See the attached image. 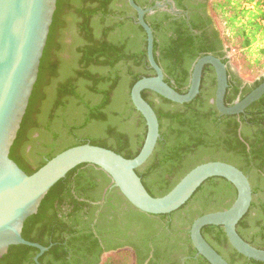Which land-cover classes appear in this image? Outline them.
<instances>
[{
	"label": "trees",
	"instance_id": "obj_1",
	"mask_svg": "<svg viewBox=\"0 0 264 264\" xmlns=\"http://www.w3.org/2000/svg\"><path fill=\"white\" fill-rule=\"evenodd\" d=\"M134 2L142 8L148 4V0ZM261 3V0H213L211 3L212 10L229 29L232 36L229 42L247 53L254 41L264 36V27L259 23ZM130 12L127 0H56L37 79L9 152V158L26 175L34 173L56 154L85 143L109 149L126 159L138 154L146 126L131 104L130 89L136 81L154 73L146 59L145 33L135 24ZM145 21L153 32V54L163 70L164 81L176 92L185 93L193 54L179 40L162 34L160 23L151 22L147 17ZM68 33L72 37L70 44L64 41ZM220 44L219 49H225L222 38ZM256 54L253 66L261 70L264 68V47L259 48ZM219 55L225 56L224 61L229 64L227 49ZM205 72L206 67L203 69ZM259 79L252 83L258 85ZM204 85L202 80L200 94L182 105L150 91L141 93L156 113L161 135L148 163L141 171L136 170L151 196L165 195L190 169L208 161L232 164L247 173L250 179L255 175L259 183L264 184V136L256 140L262 144L260 150L255 152V143L251 145L252 158L248 159L237 144L238 140L233 138L236 135L233 117H222L223 124L219 125L218 113L209 103L213 98L214 79L210 78V83ZM234 94L225 95V105L232 101ZM263 102L264 99L260 101ZM79 119L82 122L78 123ZM68 120L75 123L70 126ZM258 121L257 117L249 119L252 125ZM86 128L95 131V136L76 135L77 131ZM139 128L141 131L137 130ZM49 138L52 149L37 159L40 149L45 146V139ZM58 140L60 146L55 143ZM109 183V177L101 170L83 164L69 171L49 189L37 213L24 221L21 232L22 238L27 241L44 247L51 245L38 259L39 264H67L75 261L73 256L90 251L82 236L92 238V235H84L77 228L82 222L77 212L86 206L92 214L97 206L91 202L98 201L105 189L107 194L117 191L116 188L108 189ZM208 184H213V187L205 189ZM261 191L264 193L258 183L256 186L252 184L253 198ZM219 192L225 194L220 197L221 201L227 196L226 203L195 213L191 211L194 202H207L208 206L218 199ZM235 196L236 190L229 182L211 178L183 206L170 214L161 215V219L171 218L170 223H164L170 233L175 228L172 225L177 223V214L183 213L178 216L181 220L189 215L188 226H181L180 233L188 246V255H193L195 250L191 249L189 239L192 221L203 214L227 209ZM75 197L86 202H79ZM66 204L71 210L63 215L61 207ZM106 206L110 207V204L106 203ZM59 213L62 217L58 216ZM164 224L161 221L162 228ZM236 231L244 241L264 250V203L257 206L253 200L248 212L237 223ZM201 234L230 264H264L247 259L231 249L222 227L206 226ZM66 235L70 236L68 240H65ZM165 238L169 239V235ZM170 252L167 249L161 254L166 257ZM37 253L34 248L12 245L0 258V264H36L33 258ZM69 253L70 260L67 259ZM98 260L96 258L95 263ZM142 261L139 260V264ZM102 264H132V255L112 254ZM197 264L208 263L199 256Z\"/></svg>",
	"mask_w": 264,
	"mask_h": 264
},
{
	"label": "water",
	"instance_id": "obj_2",
	"mask_svg": "<svg viewBox=\"0 0 264 264\" xmlns=\"http://www.w3.org/2000/svg\"><path fill=\"white\" fill-rule=\"evenodd\" d=\"M127 5L135 13V24L146 36V59L154 75L136 81L130 89V101L142 116L146 134L138 154L126 159L115 152L85 143L70 147L52 157L31 175H26L9 158L28 101L36 82L40 59L46 44L56 0H0V258L12 245L38 250L33 261L48 250L40 244L22 238L24 221L37 213L41 200L49 189L79 165H91L109 177L112 187L135 210L152 216L167 215L183 206L195 191L208 179L222 178L236 190L232 204L225 210L209 212L195 218L189 227V239L196 256L208 264H229L202 236L206 226H219L228 244L241 256L264 263V250L244 241L236 225L248 212L252 190L248 178L232 164L208 161L190 169L165 195L151 196L143 186L136 170L150 159L157 142L161 140L155 111L142 96L150 91L172 103L191 102L199 93L201 74L205 65L215 73L216 87L210 101L220 115H236L264 94V80L232 106L224 104L227 88L226 65L220 59L206 55L192 66L187 91L176 92L164 81V73L153 54L154 36L145 21V15L164 5L156 3L143 9L134 0ZM171 12H174L171 7Z\"/></svg>",
	"mask_w": 264,
	"mask_h": 264
},
{
	"label": "flooded vegetation",
	"instance_id": "obj_3",
	"mask_svg": "<svg viewBox=\"0 0 264 264\" xmlns=\"http://www.w3.org/2000/svg\"><path fill=\"white\" fill-rule=\"evenodd\" d=\"M147 3V7L143 9L150 8L156 3L164 5L163 8L155 9L152 14L145 15V17L151 22L160 23L162 34L172 39L179 40L183 44L182 46L193 54V59L188 70L190 74L194 63L199 58L206 55L214 56L226 65L227 88L225 95H232L235 92L232 101L226 106H232L235 102L242 100L264 80L263 75L260 77L258 85L255 83H247L240 79L230 65L224 61L225 56L219 55V52L225 53V49H219L221 46V37L214 22L212 16L213 10L208 0H148ZM171 7L174 12H171ZM129 15L135 20L136 15L132 10ZM204 67H206V72L203 73L202 70L198 94L201 92L202 80L205 82V85H207L210 83V78L214 79L215 92L216 80L214 70L210 65H205ZM263 96L264 94L258 100L247 106L243 112L231 115L236 123V135L233 136V138L238 140L237 144H239L241 151L247 154L248 159L252 158L250 154L251 145L255 143V152L262 148L260 140H256L264 136V102L260 103V101L264 99ZM212 99L213 98L209 100V103ZM224 116L226 115H220L218 113V123L221 126L223 124L222 117ZM255 117H257L259 121L256 122V125L250 124L249 119ZM225 122L226 121H224V123ZM258 132L260 134H257ZM251 164L252 163H250V165ZM142 167L138 168V171H141ZM242 172L248 178L252 190L250 176L244 171ZM262 176L264 177V174H262ZM107 188H114L112 187L111 181ZM106 194L105 189L98 201L91 202V204L97 206L92 214L89 213V209L86 206L77 212L78 217H80L82 221L77 225V228L80 229L81 233L84 235H92V238L82 236V238H84V243L87 244L90 251L73 256L76 262L69 261L67 264H102L104 259L109 255H125L128 253L132 255V264H139V260H143L141 264H162L161 257H163V264H197L199 256H196V252L193 255H188V246L183 242V236L180 233L181 228L176 226L177 223L172 225L173 228L175 227L172 232L169 233L166 230L167 227L164 223H170L171 218L168 217L164 219V226L162 228L161 215L151 216L141 214V212L129 205L118 190ZM76 199L79 202H86V200L82 198ZM119 199L122 201L119 202ZM106 203H109L110 207H107ZM70 210V205L66 204L61 207V214L64 215ZM61 214L59 213L58 216L62 217ZM166 235H169V239L165 238ZM69 238V235L65 236V240ZM169 246L172 247L171 250ZM50 247L51 245H49L48 249ZM167 249L171 251L169 255L166 257L165 255L162 256L161 253H165ZM191 249H193L192 245ZM215 250L217 251V249ZM219 254L229 263L221 253ZM96 258L99 259L97 263H95ZM67 259H71L70 253Z\"/></svg>",
	"mask_w": 264,
	"mask_h": 264
},
{
	"label": "rangeland",
	"instance_id": "obj_4",
	"mask_svg": "<svg viewBox=\"0 0 264 264\" xmlns=\"http://www.w3.org/2000/svg\"><path fill=\"white\" fill-rule=\"evenodd\" d=\"M211 6V3L213 0H208ZM212 16L214 19V22L218 28V32L220 37L223 39V43L225 46V49H227V59L229 61V65L232 68V70L238 75V77H240V79L246 81L247 83H252L255 80L259 79L261 76L264 75V68L263 69H257L254 65V58L257 56V51L259 48L264 47V36L260 37L259 39L257 38L254 43L251 45L250 49L245 52L244 49H239L238 45L229 42V39L232 37L229 29H227L225 22L223 21V19L221 17L218 16V14L215 11H212ZM66 42V44H70L72 42V37L71 35L68 33L66 35V38L64 40ZM66 55V54H65ZM67 56V55H66ZM155 103L157 104L158 101L155 100ZM121 112V111H120ZM82 118V115H79ZM132 120V118H131ZM82 122V119H79L78 123ZM70 126L72 124L75 123V121H69L67 122ZM138 131H141V128L137 129ZM96 132L92 131L91 129H81L79 131L76 132V135L78 137H82V136H95ZM52 140L51 138L49 139H45V146L42 147L40 149V152L38 154L37 159H40V157L44 154L49 152L52 149L51 143ZM56 145H61L60 140L55 142ZM252 184H254V186L257 185V183L260 185L261 189H264V184L263 183H259V180L257 179V177L255 175H252V179H251ZM218 184V183H217ZM220 186H222L221 184H219ZM210 186V188L213 187V184H208L205 186V189H208ZM219 197L218 199L214 200L210 205L207 206V202H202V201H196L191 205V211L193 213L201 211L203 209H205L206 207H211V206H215L218 204L226 203L228 201L227 196H225V200L221 201L220 197L225 195L222 194V192H219ZM253 200L255 201V203L258 205L263 204L264 203V193L258 192L256 196H254ZM207 203V204H206ZM183 213H179L176 216H182ZM188 217H186V219L181 220L179 217L175 218V222L177 221V225L178 227L184 226L186 227V225L188 226V221H189V215H187ZM162 222H164L161 219ZM259 241V240H257ZM261 242V241H260ZM263 243V242H261Z\"/></svg>",
	"mask_w": 264,
	"mask_h": 264
},
{
	"label": "built area",
	"instance_id": "obj_5",
	"mask_svg": "<svg viewBox=\"0 0 264 264\" xmlns=\"http://www.w3.org/2000/svg\"><path fill=\"white\" fill-rule=\"evenodd\" d=\"M261 2H262V3H261L262 17H261L259 23H260V25H261L262 27H264V0H261ZM250 8H253V7L250 6Z\"/></svg>",
	"mask_w": 264,
	"mask_h": 264
}]
</instances>
